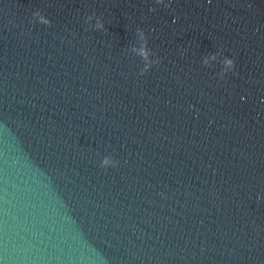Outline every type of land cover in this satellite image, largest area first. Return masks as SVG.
<instances>
[{"label": "water", "instance_id": "water-1", "mask_svg": "<svg viewBox=\"0 0 264 264\" xmlns=\"http://www.w3.org/2000/svg\"><path fill=\"white\" fill-rule=\"evenodd\" d=\"M0 264H264V0H0Z\"/></svg>", "mask_w": 264, "mask_h": 264}, {"label": "clouds", "instance_id": "clouds-1", "mask_svg": "<svg viewBox=\"0 0 264 264\" xmlns=\"http://www.w3.org/2000/svg\"><path fill=\"white\" fill-rule=\"evenodd\" d=\"M140 54H141L142 56H144L145 58H147V56H148L147 51H146V50H143V49L141 50ZM227 64H228L229 66H232V65H233V61L228 60V61H227ZM102 164H103L104 167H107V166H109V165H113V166H115V165L113 164L112 160H111L110 158H108V157H105V158H104Z\"/></svg>", "mask_w": 264, "mask_h": 264}]
</instances>
